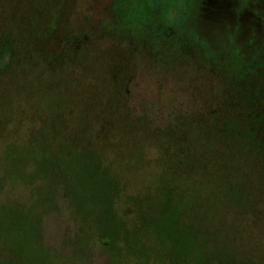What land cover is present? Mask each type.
Instances as JSON below:
<instances>
[{"label":"rangeland","instance_id":"1","mask_svg":"<svg viewBox=\"0 0 264 264\" xmlns=\"http://www.w3.org/2000/svg\"><path fill=\"white\" fill-rule=\"evenodd\" d=\"M189 1L0 0V264H264L258 108L226 59L116 17Z\"/></svg>","mask_w":264,"mask_h":264},{"label":"trees","instance_id":"2","mask_svg":"<svg viewBox=\"0 0 264 264\" xmlns=\"http://www.w3.org/2000/svg\"><path fill=\"white\" fill-rule=\"evenodd\" d=\"M193 3L190 0L184 15L170 23L165 20L167 6L159 4H155L151 11L147 10L148 12L130 3L124 7L118 5L121 6V10L117 12L116 17L123 31L129 24L127 18L131 12H141L143 15L140 22L145 33L141 37L146 41L154 40L166 46L173 45L176 49L193 46L203 52L204 59L215 61L217 64L226 59L232 65L230 80L241 90L244 109L247 111L258 108L259 112L256 110L254 112L260 115L259 119L264 124V87L259 81L264 75V0H198L196 5ZM192 5L195 9L202 10L203 14L205 12L206 16L193 24L188 22L190 12L195 10ZM221 14L224 15L223 18L218 17ZM225 14L229 19L225 18ZM232 29L237 30V34L243 33L241 39L233 34ZM4 57L9 61L14 58V47L8 39L3 41L0 39V61ZM8 63L7 61L5 67H0V72L6 69ZM182 126L189 127L191 123ZM226 126L230 127L227 130H231L233 124ZM254 127L255 118L250 123V133L254 131ZM100 134L102 133H95V139L104 138ZM185 151L189 149L183 148V152ZM182 159L184 161H179V164L185 165L178 167L179 175L187 177L190 174L189 164L186 163L187 156Z\"/></svg>","mask_w":264,"mask_h":264}]
</instances>
